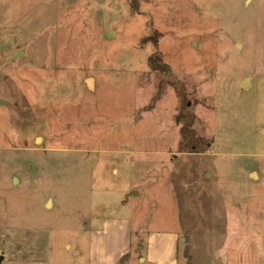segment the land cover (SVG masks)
I'll use <instances>...</instances> for the list:
<instances>
[{"label": "rangeland", "instance_id": "374dc122", "mask_svg": "<svg viewBox=\"0 0 264 264\" xmlns=\"http://www.w3.org/2000/svg\"><path fill=\"white\" fill-rule=\"evenodd\" d=\"M136 1L0 0L1 264H264V0Z\"/></svg>", "mask_w": 264, "mask_h": 264}, {"label": "crops", "instance_id": "0c3cea01", "mask_svg": "<svg viewBox=\"0 0 264 264\" xmlns=\"http://www.w3.org/2000/svg\"><path fill=\"white\" fill-rule=\"evenodd\" d=\"M105 232H99V233H94V234H99L101 235L100 238H103L107 235H109V232H114V235L116 236L117 234L121 233L122 239H126L127 244H123V249L121 252V257L120 259L127 255V252L129 251L130 248V242L129 239L131 238L130 231H131V226L130 224L125 225V221H117V222H112L109 225H104ZM92 234V235H94ZM120 235H117L119 237ZM108 237V236H107ZM148 242H147V256L148 260H150L153 264H177L178 261V248H177V235L176 234H151L147 237ZM95 247H97L96 243L94 244ZM107 256V255H106ZM91 257V262L92 264H119L117 261L119 258L115 259L114 257H106L107 260L105 259H97L98 261L96 262L94 259V256ZM93 258V260H92ZM141 261V259H139ZM142 262H145V259L142 258Z\"/></svg>", "mask_w": 264, "mask_h": 264}, {"label": "trees", "instance_id": "16d2710c", "mask_svg": "<svg viewBox=\"0 0 264 264\" xmlns=\"http://www.w3.org/2000/svg\"><path fill=\"white\" fill-rule=\"evenodd\" d=\"M137 1L136 0H131V8L135 9L137 8ZM157 33H155V35L152 37V40L154 42V45H157ZM148 64L151 67L152 71L159 77V78H165L168 77V79L171 81V85H175L176 82L174 81L172 75L170 74V70L168 68L167 65H165L162 62V58L160 56V54H153L148 58ZM132 246V244H131ZM129 255H125L121 258L120 263L121 264L125 259L128 258ZM186 260L188 262V264L190 263L188 257H186Z\"/></svg>", "mask_w": 264, "mask_h": 264}, {"label": "water", "instance_id": "95a60500", "mask_svg": "<svg viewBox=\"0 0 264 264\" xmlns=\"http://www.w3.org/2000/svg\"><path fill=\"white\" fill-rule=\"evenodd\" d=\"M20 55H21V54L18 53V54L16 55V57H20ZM89 81H91V80H89ZM247 81H248V79H245V80H243V81L241 82L242 87H244V86L247 84ZM87 85H88V87H91L90 84L88 83V81H87ZM0 104H6V103L0 101ZM2 261H3V253L0 254V264L2 263Z\"/></svg>", "mask_w": 264, "mask_h": 264}]
</instances>
